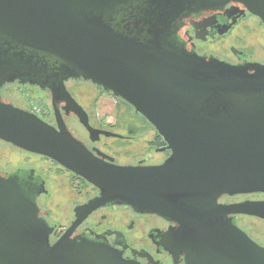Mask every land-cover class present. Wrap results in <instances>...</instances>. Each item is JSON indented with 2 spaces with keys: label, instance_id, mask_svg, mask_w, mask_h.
<instances>
[{
  "label": "water",
  "instance_id": "water-1",
  "mask_svg": "<svg viewBox=\"0 0 264 264\" xmlns=\"http://www.w3.org/2000/svg\"><path fill=\"white\" fill-rule=\"evenodd\" d=\"M217 1L0 0V89L16 80L52 91L90 81L134 107L173 154L159 167L100 164L63 130L1 100L0 139L85 177L102 190L96 203L166 213L183 198L264 192V66H232L169 41L183 18ZM222 1L259 14L250 7L256 0ZM222 210L264 218V204L212 208V217ZM213 225V238H199L185 222L193 249L221 264H264V248L244 232ZM50 235L33 200L0 181V264H135L104 244L68 236L53 243Z\"/></svg>",
  "mask_w": 264,
  "mask_h": 264
},
{
  "label": "flooded vegetation",
  "instance_id": "flooded-vegetation-1",
  "mask_svg": "<svg viewBox=\"0 0 264 264\" xmlns=\"http://www.w3.org/2000/svg\"><path fill=\"white\" fill-rule=\"evenodd\" d=\"M258 7L222 1L183 18L169 41L181 51L232 66H264V0ZM3 104L64 131L92 158L121 167H159L172 156L169 143L135 108L83 79H69L52 91L16 80L0 89ZM109 113H105L106 109ZM112 118V120H110ZM0 181L33 200L51 241L64 236L104 244L135 264H221L196 251L183 225H197L199 238H213L216 224H231L264 248V218L244 213L212 217L210 209L264 204V192L200 196L169 204L162 213L129 203L98 202L102 190L52 157L32 153L0 139ZM96 203V204H95ZM92 204V206H90ZM187 209L194 213L185 215ZM210 213L211 216L208 214ZM194 214L193 218L190 216ZM228 233V227H220ZM208 247V246H206ZM228 262V261H226Z\"/></svg>",
  "mask_w": 264,
  "mask_h": 264
},
{
  "label": "rangeland",
  "instance_id": "rangeland-1",
  "mask_svg": "<svg viewBox=\"0 0 264 264\" xmlns=\"http://www.w3.org/2000/svg\"><path fill=\"white\" fill-rule=\"evenodd\" d=\"M109 111H110V109L108 108V109H106V110H105V113H107V114H108V113H109ZM110 120H112V118H110Z\"/></svg>",
  "mask_w": 264,
  "mask_h": 264
}]
</instances>
